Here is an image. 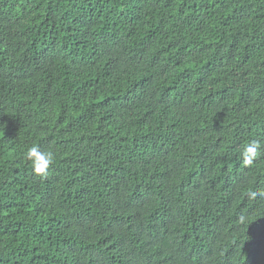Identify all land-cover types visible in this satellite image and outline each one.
<instances>
[{
	"label": "trees",
	"instance_id": "1",
	"mask_svg": "<svg viewBox=\"0 0 264 264\" xmlns=\"http://www.w3.org/2000/svg\"><path fill=\"white\" fill-rule=\"evenodd\" d=\"M250 190L264 0H0V264H264Z\"/></svg>",
	"mask_w": 264,
	"mask_h": 264
},
{
	"label": "clouds",
	"instance_id": "2",
	"mask_svg": "<svg viewBox=\"0 0 264 264\" xmlns=\"http://www.w3.org/2000/svg\"><path fill=\"white\" fill-rule=\"evenodd\" d=\"M261 142L256 139L246 142L240 153L239 159L244 167L250 168L261 155ZM26 159L30 162L34 175L45 177L50 166L54 163L55 155L52 151H42L38 145H32L27 149ZM249 199L264 198V191L250 190L247 193Z\"/></svg>",
	"mask_w": 264,
	"mask_h": 264
}]
</instances>
